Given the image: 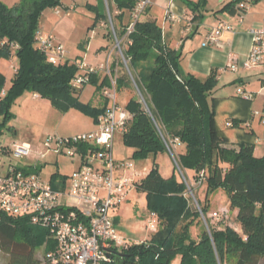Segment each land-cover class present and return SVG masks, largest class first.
Returning <instances> with one entry per match:
<instances>
[{
  "label": "trees",
  "instance_id": "trees-1",
  "mask_svg": "<svg viewBox=\"0 0 264 264\" xmlns=\"http://www.w3.org/2000/svg\"><path fill=\"white\" fill-rule=\"evenodd\" d=\"M177 1L192 13L194 28L189 37H194L205 20L209 0ZM241 1L231 0L216 14H240ZM104 2L98 0L96 6H88L97 13L95 25L108 20ZM108 2L117 12V34L122 38L138 0ZM60 7L61 0H21L13 8L0 1V58L11 59L10 45L19 46L15 53L18 70L5 101L0 102V112L6 120L11 116V104L25 91L50 100L60 111L77 107L90 113L96 124L108 107L107 99L98 108L79 103L77 90L71 86L78 74L77 62L66 58L55 66L39 51L40 20L47 10ZM130 40L132 45L125 50V57L144 86L147 104L164 138L168 142L179 139L183 145L179 153L181 167L194 172L196 180L199 173L205 172L208 193L223 189L229 194L230 209L238 212L237 222L242 234L230 227L209 231L205 228L194 237L192 229L200 222L201 215H207L208 201L204 206L199 204L202 213L194 210L186 198L187 186L175 173L165 178L154 163L136 191L147 193L149 207L159 221L158 231L142 245L132 246L122 253L114 252L104 264H178L180 258V264H261L264 259V156H255V146L249 140L253 133L244 132L237 147L231 146L226 132L242 130V122H230L226 129L217 124L219 99L214 97V90L218 85V72L213 71L206 79L185 73L181 67V50L173 49L164 40L163 31L155 21L138 22ZM4 41L6 45L2 46ZM113 68L115 71L116 64ZM98 76L93 75L90 84L95 85L97 93L103 97L102 92L110 86V80L105 77L99 84ZM131 82L129 75L117 76V93L128 89ZM4 83L0 77V90ZM122 107L134 116L127 132L121 135L125 147L133 150L132 159L146 160L150 156L156 159L167 153L164 140L144 104L129 97ZM4 125L0 123V134ZM95 150V146L89 144L79 147L83 157ZM36 172L39 173L40 168H36ZM58 176L54 174L50 182L52 188L65 190L69 177L56 181ZM45 242L47 254L55 248V243L46 229L34 226L29 218L0 215L1 264H52L37 254Z\"/></svg>",
  "mask_w": 264,
  "mask_h": 264
},
{
  "label": "built area",
  "instance_id": "built-area-1",
  "mask_svg": "<svg viewBox=\"0 0 264 264\" xmlns=\"http://www.w3.org/2000/svg\"><path fill=\"white\" fill-rule=\"evenodd\" d=\"M150 6L152 0H138L124 37L120 38L112 27L114 49L119 51L122 63L127 67L128 75L136 88L138 87L128 67L130 60L125 57L121 40L126 38L127 45H132L130 36ZM238 7L242 10L238 21L242 24L243 11H248L249 6L241 3ZM167 19L172 23L179 21L171 11H167ZM233 32L232 24L222 22L208 33L203 47H220L223 45L222 36ZM250 34L253 44L242 68L247 71L260 70L264 74V21L260 28L251 30ZM3 45H6L5 41ZM37 45L39 51L46 55L52 65L57 66L66 59V49L54 35H46L39 30ZM10 49L14 51L11 59H15L19 46L11 44ZM111 59L112 55L109 53L106 62L96 67L85 62H77L78 74L71 83L74 90H79L90 84L93 75L103 73L109 78L110 86L104 88L102 92L109 104L104 114L99 117L95 131L72 137L49 136L42 148L40 146L38 149L30 144L14 143L0 150V215L29 218L34 226L46 229L50 239L55 243V248L43 258L52 264H104L110 261V256L115 254L114 252L122 253L132 246H139L145 242L128 241L118 230L113 216L114 212L127 201L131 192L136 190L141 180L138 179L132 161L115 159L117 136L127 132L134 116L117 101V76ZM239 67L232 61L230 69L233 72H237ZM17 70L18 68H15V73ZM139 92L141 94L140 90ZM238 95L252 99L251 95L242 90L238 91ZM140 96L142 98V95ZM142 102L178 167L171 144L176 150L183 146L182 143L179 139L170 143L164 138L160 125L147 103L143 99ZM261 121L264 123V116H261ZM83 144L95 146L96 150L83 157L79 152V147ZM49 154L81 160V165L69 176L68 188L65 190H54L51 183L45 182L36 172V168L27 164L34 155L40 160H45ZM182 176L189 192L192 193L185 176L183 174ZM205 179L206 173H199L196 184L202 186ZM198 209L202 213L199 205ZM229 214L230 210L225 209L212 218L219 220ZM158 227L159 221L156 215H153L147 222V229L155 234Z\"/></svg>",
  "mask_w": 264,
  "mask_h": 264
},
{
  "label": "rangeland",
  "instance_id": "rangeland-1",
  "mask_svg": "<svg viewBox=\"0 0 264 264\" xmlns=\"http://www.w3.org/2000/svg\"><path fill=\"white\" fill-rule=\"evenodd\" d=\"M0 1L5 6L13 8L21 0ZM104 1V12L108 15V20L105 22L95 25L97 13L90 10L88 7L89 5L96 6L98 0H61L62 7L55 10H47L43 14L40 20V31L46 35H56L64 44L69 59L75 62H85L88 64L97 59L98 53L106 52L107 55L111 53V63L116 64V76H126L128 75L127 67L122 63L119 51L114 49L115 43L112 35V27L119 33L116 19L117 12L112 3H109L108 0ZM176 1L177 0H152V6L148 8L141 19V21H155L163 31L164 40L171 46L177 44L181 39L180 29H171V24L167 19V11H171L175 14L171 8ZM210 10L211 8L208 2L206 11H204L205 19L208 18L206 15L210 13ZM125 18L127 23L128 18ZM121 42L122 50L125 52L128 48L126 38L122 39ZM12 53H14V51ZM105 62L106 60L102 61V63ZM95 63H98V61L96 60ZM17 65L18 63L16 60L13 62L7 57L0 58V77L5 80V83L1 85L0 102L5 101V94L11 89L13 79L15 78L13 70ZM128 67L139 89L131 82L128 89L117 93L116 96L119 105L123 106L129 97H133L141 102L143 99L147 103L144 96L145 90L143 84L130 63H128ZM101 75L104 76L103 73H101ZM228 87V91L231 95L237 98L238 96L235 94L236 88L233 85H229ZM34 95L32 91H25L20 94L11 104L9 108L11 116L7 120L5 119L4 113L0 112V123L5 124L0 134V150L1 148L12 146L14 143L30 144L31 146L38 145L42 148L44 141L49 136L67 137L68 135H74L92 129L95 124V120L90 113L77 107L70 108L66 112L60 111L54 107L50 100L40 95H38V99H35ZM140 95H142V98ZM77 97L80 104L90 105L93 108H98L100 101H104L103 97L97 93V88L93 84L87 85L82 93L77 94ZM226 103L228 102L221 101L217 103L220 117H217L216 122L221 126L225 124V120L223 121L221 118L225 115V112L221 107ZM252 104V111L254 114L262 116L261 114L264 113L263 100L259 97L258 100L256 101L255 99V103ZM147 106L149 108L148 104ZM224 117L227 118L228 116L225 115ZM230 119L233 123V119ZM250 126H252L254 132L249 140L255 146V156L263 157L264 123H259V117H256L247 124V128ZM171 149L178 163V167L167 151L165 155L160 154L156 159L160 173L165 178L175 173L177 179L187 186L182 174L185 176L192 190V193L189 192V188L187 187L186 198H188L194 210L199 212L198 205L204 206L206 201H208L207 215H201L202 218L200 222H197L196 228L192 229L193 236L197 237L205 228L209 231L210 228L223 229L225 227H230L242 234L237 218L230 209L229 194L223 189H217L214 192L208 193L206 182L202 186H198L196 184L197 180L194 177V172L185 170L180 165L179 153L182 152L181 149L175 150L172 144ZM114 154L117 161H132L135 166L140 169L149 166L151 171L154 166V156H150L146 160L132 159V152L123 144L121 135L117 136ZM39 161L38 166L41 167L39 172L40 176L45 182H51L54 178V174L59 175L56 181L62 180L63 177H69L76 170L81 160L79 158L70 159L64 155L50 154L47 159ZM68 180L69 178L67 182ZM65 186L68 188L67 184ZM225 209L230 210L228 216L222 217L219 220L212 218L213 215ZM153 215V211L149 207L147 193L142 191L136 193L131 192L127 201L113 214L118 230L132 243L145 241L152 236V233L147 229V222L151 220ZM46 247L47 242L38 248L37 254L40 258L46 255ZM1 261L2 259H0V264ZM180 262L181 258L178 264H180ZM261 264H264V259Z\"/></svg>",
  "mask_w": 264,
  "mask_h": 264
},
{
  "label": "crops",
  "instance_id": "crops-1",
  "mask_svg": "<svg viewBox=\"0 0 264 264\" xmlns=\"http://www.w3.org/2000/svg\"><path fill=\"white\" fill-rule=\"evenodd\" d=\"M197 1V0H191ZM231 0H209V6L211 8L210 13L206 16L208 17L205 19L198 29V33L194 35V37H189L191 31L193 30L194 26L191 22L192 13L188 10L181 2L176 1L174 2L171 10L174 11L176 16L179 18L177 23L171 24V29H180V41L171 46L175 50H181L182 52V61L181 67L182 70L189 74H194L201 79H206L213 71L218 72V85L214 90V97L219 99L218 102L227 101L222 110L225 112V115L228 116L227 118L222 116V120H225V124L223 127L226 129V125L231 121L230 118L237 122H242L241 129H231L227 130L226 132L228 139L230 140V144L232 147H237V144L241 142L243 133H253L252 126L247 128V124H249L250 120L259 117V123L261 121V116L254 114L252 111V103H255L260 97L264 102V74L260 70H251L247 71L242 68V65L247 61L251 48H252V36L250 31L253 29L260 28L264 21V0H242L241 3H246L249 6V10L246 14H244V22L242 24L239 23L238 18L239 14L230 15L228 13H219L224 5L229 3ZM164 4V3H163ZM239 4V5H240ZM154 7V5H153ZM152 7V9H153ZM152 11V10H151ZM229 23L234 26L233 33H225L222 36L223 45L220 47L212 46V47H203V42L208 35V33L216 27L220 23ZM56 36V35H55ZM63 46L64 44L60 41ZM179 38V37H177ZM170 39V38H169ZM174 44V43H173ZM69 59L68 54L66 56ZM107 54L105 53H98L97 54V61H91L88 63L92 67H96L100 64H103L102 61L106 60ZM17 61V59H11V61ZM232 61L237 64L239 70L237 72H233L230 69V65ZM18 63V62H17ZM15 68H18V65L14 67V74ZM99 84H101L105 76L99 75ZM229 85H233L236 88L235 94L238 96L234 98L231 93L228 91ZM242 90L247 94L252 96V99H245L240 98L238 95V91ZM83 92V91H82ZM81 92V93H82ZM249 92V93H248ZM232 96V97H231ZM35 99H38V95H34ZM105 100V98H103ZM128 101V100H127ZM125 101V102H127ZM103 104V101H100L99 106ZM125 104V103H124ZM217 117L219 118V111L217 109ZM254 114V115H253ZM264 116V113L261 114ZM97 129V124L95 123L92 129L84 131L82 133L68 135L67 137L77 136L80 134L90 133ZM35 148H39L40 146L34 145ZM132 152L133 150L129 149ZM166 153H164L165 155ZM50 154L47 156L49 157ZM47 159V158H46ZM157 159V158H156ZM154 159V163L157 164V160ZM40 159L37 156H33L28 162V166L32 168H41L39 167ZM130 160V159H129ZM81 165V161L78 167ZM158 165V164H157ZM77 167V168H78ZM76 168V170H77ZM160 170V169H159ZM150 169L149 166L144 169H140L135 166V172L138 175V179L142 180L146 177L149 173ZM134 193L138 191H133ZM230 205V204H229ZM234 216L237 218V210L232 211ZM220 229V228H219ZM222 229V228H221ZM153 235V234H152ZM151 238V237H150ZM148 238V239H150ZM0 254V258H1Z\"/></svg>",
  "mask_w": 264,
  "mask_h": 264
},
{
  "label": "water",
  "instance_id": "water-1",
  "mask_svg": "<svg viewBox=\"0 0 264 264\" xmlns=\"http://www.w3.org/2000/svg\"><path fill=\"white\" fill-rule=\"evenodd\" d=\"M77 93L80 94L81 93V89L77 90Z\"/></svg>",
  "mask_w": 264,
  "mask_h": 264
}]
</instances>
